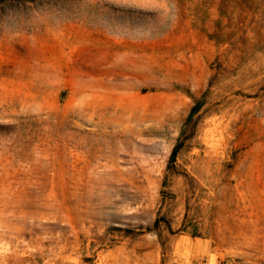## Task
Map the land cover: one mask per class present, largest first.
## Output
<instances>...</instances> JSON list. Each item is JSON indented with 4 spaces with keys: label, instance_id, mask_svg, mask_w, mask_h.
Segmentation results:
<instances>
[{
    "label": "rangeland",
    "instance_id": "rangeland-1",
    "mask_svg": "<svg viewBox=\"0 0 264 264\" xmlns=\"http://www.w3.org/2000/svg\"><path fill=\"white\" fill-rule=\"evenodd\" d=\"M0 264H264V0H0Z\"/></svg>",
    "mask_w": 264,
    "mask_h": 264
}]
</instances>
